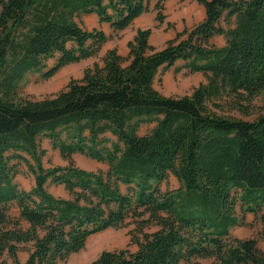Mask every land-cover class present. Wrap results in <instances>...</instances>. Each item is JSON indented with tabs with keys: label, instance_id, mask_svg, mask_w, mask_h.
I'll return each mask as SVG.
<instances>
[{
	"label": "trees",
	"instance_id": "1",
	"mask_svg": "<svg viewBox=\"0 0 264 264\" xmlns=\"http://www.w3.org/2000/svg\"><path fill=\"white\" fill-rule=\"evenodd\" d=\"M152 1L0 0V259L61 264L131 220L137 250L104 251L90 264H264L256 240L231 236L251 214L264 237V105L255 104L264 95V0H197L204 20L162 49L140 29L126 57L111 49L57 94L19 96L29 74L49 80L108 42L81 27L84 16L120 32ZM220 35L227 43L216 48ZM178 61L206 81L191 95L164 96L156 79ZM144 124L156 126L142 136ZM44 139L68 166L45 167ZM75 155L109 169L78 168ZM21 164L34 178L29 191L16 183ZM170 175L180 187L163 192Z\"/></svg>",
	"mask_w": 264,
	"mask_h": 264
},
{
	"label": "rangeland",
	"instance_id": "2",
	"mask_svg": "<svg viewBox=\"0 0 264 264\" xmlns=\"http://www.w3.org/2000/svg\"><path fill=\"white\" fill-rule=\"evenodd\" d=\"M159 13L165 17L162 23L157 20ZM204 16V7L197 0H153L147 13L135 20L129 28L120 32H115L108 24H101L96 15L84 16L79 22L81 27L88 31L96 29L105 32L109 38L108 42L95 57L69 64L49 80H44L39 74H29L19 91V96L31 100H41L57 94L65 89L72 80H80L86 69L93 67L96 63L102 65L104 56L111 49H116L121 56L126 57L129 53L128 43L134 39L140 29H151L150 44L157 49H162L167 45L168 41L176 39L178 34H183L186 30H191L202 22L205 18ZM222 23L226 29L232 27V24L228 25L224 21ZM185 38L186 36L182 37V39ZM226 43L227 39L224 35L216 36L212 40V44L216 48L224 47ZM55 62V60H50L48 68H52ZM184 64L183 61H179L172 68L160 72L156 79L155 87L161 94L175 98L188 96L201 83L206 81L202 73H194L186 68ZM255 104L258 107L263 106L264 95L257 98ZM233 115L240 117L239 114L233 113ZM155 126V124H144L140 128L139 134L142 136L147 135ZM41 145L43 149H49L43 159L46 168L68 166L69 162L61 157L59 151L52 149L48 139L42 140ZM73 164L78 168L93 172L107 171L109 169L108 165L98 163L82 155H75ZM16 183L21 189L27 191L34 186V178L24 164L19 166ZM179 187L180 183L173 175H170L168 180L161 184L163 192L174 191ZM48 189L58 197L62 196L64 192L63 188L56 186H49ZM123 192H126V187H123ZM11 212L13 215L17 214L15 209ZM157 230L158 227H150L145 232L153 233ZM261 232L262 224L260 219L248 214L244 219L241 218V225L231 229V236L238 240L254 239L258 242V248L264 252V237ZM135 234V223L131 220L127 221L121 228L108 229L93 235L88 239L82 251L72 255L66 262L61 264H90L104 251H136L137 246L132 243ZM19 256L20 261L25 262L28 258V253L22 252ZM213 262V260L197 259L189 263L183 262L182 264H211ZM0 264H13V261L6 255L0 259Z\"/></svg>",
	"mask_w": 264,
	"mask_h": 264
},
{
	"label": "crops",
	"instance_id": "3",
	"mask_svg": "<svg viewBox=\"0 0 264 264\" xmlns=\"http://www.w3.org/2000/svg\"><path fill=\"white\" fill-rule=\"evenodd\" d=\"M205 10V9H204ZM205 17V16H204ZM179 62V61H178ZM184 62V61H183ZM185 63V62H184ZM177 64V63H176ZM175 64V65H176ZM184 65H186V63L184 64ZM186 67V66H185ZM45 150H47L48 152H49V149H45ZM66 166V165H65ZM60 188H63V190H64V192H63V195L62 196H60V197H62V198H68V193L66 192V190H65V188L63 187V186H60Z\"/></svg>",
	"mask_w": 264,
	"mask_h": 264
}]
</instances>
